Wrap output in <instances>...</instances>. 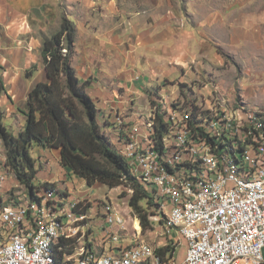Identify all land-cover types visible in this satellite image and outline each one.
I'll use <instances>...</instances> for the list:
<instances>
[{
  "label": "built area",
  "instance_id": "2783aa9c",
  "mask_svg": "<svg viewBox=\"0 0 264 264\" xmlns=\"http://www.w3.org/2000/svg\"><path fill=\"white\" fill-rule=\"evenodd\" d=\"M211 84L156 98L140 121H115L117 149L152 193L157 212L148 219L163 226L171 242L161 248L171 256L138 237L128 242L125 219L107 199L99 224L91 202L65 189L35 199L11 193L20 186L3 158L0 264H264V112L228 106ZM180 241L185 256L176 262Z\"/></svg>",
  "mask_w": 264,
  "mask_h": 264
},
{
  "label": "crops",
  "instance_id": "0c3cea01",
  "mask_svg": "<svg viewBox=\"0 0 264 264\" xmlns=\"http://www.w3.org/2000/svg\"><path fill=\"white\" fill-rule=\"evenodd\" d=\"M200 2L207 3L204 0L188 3L191 14L186 13L185 18L200 16L202 19L197 22V28L186 29L182 12L177 10V1L174 0L168 1L172 9L166 7L162 0H0V25L7 41L0 48V52L6 54L2 58L1 70L8 76L11 93L16 97L14 99L8 90L9 94H6L10 96V107L0 105V113L20 121V128L24 125V117L17 108H23L27 94L35 84L47 81L39 55L42 40L33 33L38 26L42 36L49 28H59L61 9L64 10L65 6L67 11L63 15L76 29L71 64L80 82L89 81L87 92L98 111V123L107 134L109 126L115 128L117 116H122L129 124L140 121V116L148 110L151 92L161 85V73L155 72V66L177 71V65L193 64L190 50L195 46L211 49L232 44L233 49L240 51L239 45L260 44L264 38V29L260 30L254 20L245 19L249 15L239 7L241 0H234L224 12L218 11L214 5L203 15L198 11ZM200 6L202 9L204 5ZM34 10L39 12L37 18L31 15ZM163 11L169 12L162 14ZM237 14L234 23L229 26L232 33L225 34L228 30L223 25L225 17ZM243 17L245 20L242 21ZM253 18H261L264 23V12L261 16L254 14ZM31 26H35V30ZM261 49L257 50L258 54ZM238 55L242 58L241 51ZM241 58H238L240 67L244 65ZM34 64L36 68L29 70ZM186 71H182L183 77L194 78V72L188 76ZM248 71L243 70L245 73L238 79V87L246 99L242 98L244 103L250 108L253 103L247 102V92H261L264 88L257 83L259 78L252 77ZM206 77L209 75L206 74ZM111 142L118 146L117 139ZM43 155L48 159L52 156L57 162L58 151L43 152ZM61 180L49 183H55L56 187L71 194V189ZM77 182L81 186L85 184L81 180ZM72 189L76 191L74 185Z\"/></svg>",
  "mask_w": 264,
  "mask_h": 264
},
{
  "label": "trees",
  "instance_id": "16d2710c",
  "mask_svg": "<svg viewBox=\"0 0 264 264\" xmlns=\"http://www.w3.org/2000/svg\"><path fill=\"white\" fill-rule=\"evenodd\" d=\"M75 34L74 24L63 16L59 29L42 39L39 55L47 81L35 84L23 108H17L24 117V125L14 134L0 119L5 165L14 176L15 184L35 199L36 192L56 189L55 183L43 181L35 185L34 182L44 164H50L43 152L58 151L59 168L71 179H79L90 188L95 184L109 190L120 186L129 188L132 192L128 206L142 230L151 229L148 216L153 212L148 208L156 209L152 193L131 175L125 158L98 123V111L87 92L89 81L80 82L71 65ZM63 48L66 54H62ZM17 190L14 187L11 193ZM67 194L66 191L63 195ZM168 251L171 256L169 247L156 252L163 257Z\"/></svg>",
  "mask_w": 264,
  "mask_h": 264
},
{
  "label": "rangeland",
  "instance_id": "374dc122",
  "mask_svg": "<svg viewBox=\"0 0 264 264\" xmlns=\"http://www.w3.org/2000/svg\"><path fill=\"white\" fill-rule=\"evenodd\" d=\"M151 2H154L156 0H149ZM165 2L166 7L171 8L170 4L168 1L170 0H162ZM177 1L176 6L177 10L182 12L183 18L185 20V27L186 29H190L191 27H196L197 28V22L200 21L202 18L200 16L193 18L192 17H186L185 14H191V11L188 8V3L191 1L189 0H174ZM207 3L200 2L198 11L200 14H204L206 11H208V8L212 7L215 5L217 7L218 11H225L228 10L234 3V0H204ZM192 2L197 3V0H192ZM204 5L203 8L201 9L200 5ZM212 4V5H211ZM24 7V6H22ZM239 7L244 11L245 14L252 16H245V19L247 21H255L257 24L256 26L259 27L260 30L264 29V23H262L261 18H253L254 14H261L264 12V0H241V3L239 4ZM167 8V9H168ZM166 9V10H167ZM256 10V11H254ZM67 11V8L64 6V10L61 9V16ZM252 11V12H251ZM263 11V12H262ZM35 12V13H33ZM32 12V16L34 18H37V15L39 14L38 11L34 10ZM169 12V11H163L162 14ZM238 16H231L230 17H225V21L223 25H226V28L228 29L225 31V34H231L232 30L231 27H229L231 24H233L234 18ZM257 16V15H256ZM244 17L242 18V21L245 20ZM35 23H37V19H34ZM39 20V19H38ZM245 23H248V22ZM199 23V22H198ZM37 25H40V22L38 21ZM61 25V21H60ZM59 25V27H60ZM234 27V26H233ZM232 27V28H233ZM35 30V26H31ZM39 28V26H38ZM33 33V36L35 37H41V40L45 37H49L51 34H53L57 29H52L49 28V31L47 32L46 35L40 34L41 32L38 30ZM6 37L3 32V28L0 25V48H3L6 44ZM196 44V43H195ZM254 45V46H253ZM233 45L231 44L230 46H222V47H213L211 49L207 48H200L199 46L193 47L190 52L193 55V64L189 66L185 65H177V71H169L168 67H158L155 66V69L157 73H161L160 80H161V85H160V93L163 97L166 96L168 101L175 100L179 97L180 93H183L185 90L190 89V88H196L199 89L203 86L204 83H207L210 81V83H213L214 86H217L219 88L220 94H221V99L227 101V105L232 107L236 106H241L246 109L250 110H260L264 112V90L261 92L258 91H253L250 90L247 92V102L248 103H253L251 104L250 108L248 105L244 103V97L240 94V90L238 87V79L244 75L243 70L249 69L248 72L251 73L252 77L259 78L257 83H259V86L264 88V38L260 40V44H254L248 45L247 43H243L242 45H239L240 51L242 52V58L238 55V49H233ZM261 49V53L258 54L257 50ZM74 49V47H73ZM40 50V49H39ZM75 50H73L72 57L74 55ZM6 54L3 52H0V105L5 106L7 108L10 107L9 102H10V96L8 95V90L10 94L12 95L13 92L11 93V84L8 76L3 73L1 70V63L3 62L2 58L6 57ZM217 55V56H216ZM237 56V57H236ZM238 58H241V62L244 63L242 67H240V61ZM238 64V65H237ZM72 65V64H71ZM33 66H36L35 64ZM33 66L29 69L31 70ZM73 67V66H72ZM191 67V68H190ZM188 73V76L194 72V78H189V77H183L182 71H185ZM208 74L209 77H205V75ZM192 76V75H191ZM202 76V77H201ZM201 78V79H199ZM163 79H168L171 81L164 82ZM147 81V78L145 79ZM144 81V80H143ZM3 84H5L3 86ZM26 85H28V82H26ZM152 85H155L154 82H152ZM211 84V87L213 86ZM17 90V89H15ZM18 91V90H17ZM6 92L8 94H6ZM180 92V93H179ZM252 93H256L252 95ZM252 95V96H251ZM12 97L16 99L15 95L13 94ZM177 97V98H176ZM244 100H243V99ZM1 111V108H0ZM0 119L2 120V124L11 132L16 134L19 129L20 121H17L14 117L10 116H3L2 113H0ZM110 126L107 128V137H110V140H115V133ZM106 133V130H105ZM113 144V143H112ZM5 158V149L0 143V159ZM50 164L45 165V168L40 171L38 174L37 179L35 180L34 184L39 185L40 182L43 181H61L64 182L65 185H67L71 189V196L73 197H79L81 199L87 198L91 203L88 202L87 207H92V215L96 218V222L99 224H105L104 220V212L103 210H100L101 208V202H103V199H107L110 201L114 207L117 209V211L120 213V215L125 219L126 223V230L124 233H127L128 235V242L129 240H134L136 237H138L140 240L144 241L151 247L158 249L163 246H167L170 244V240L165 234V231L163 230V226L161 224H158L155 221L152 222L151 229L143 231L138 218L136 217L135 214H133L132 210L128 206V198L130 193L129 188L120 186L117 188H114L112 190H109L106 186L100 185V184H95L93 187L90 188L87 187L85 184L81 186L80 183L77 182L76 178L71 179L70 176L66 175L63 173V171L59 168V165L56 162V159L52 156H49ZM13 184V178L10 180L9 178L6 179V188L10 189L13 187L11 186ZM73 185L76 187V191H73L72 187ZM82 188V189H80ZM20 191H15V195H21V191H23V187H19ZM69 193V192H68ZM9 195V194H8ZM143 204V203H142ZM145 207V205L143 206ZM148 210L152 213L157 212V209L153 208L151 209L150 207ZM152 213V214H153ZM151 215V214H150ZM136 222L138 223V228L135 226ZM114 232L116 235H122L120 234L119 230L117 231L114 228ZM174 238H176L173 235ZM124 241H122L123 243ZM181 242V241H180ZM97 243H99L97 241ZM124 244H126L124 242ZM128 244V243H127ZM121 246V242L118 244ZM114 250L118 249L119 247H109V250ZM185 243L183 244V241L181 242L180 245L177 246L176 251H175V259L179 262L185 255ZM100 251L99 253H101ZM75 252H73L74 254ZM264 254V253H263ZM77 257V253L76 256Z\"/></svg>",
  "mask_w": 264,
  "mask_h": 264
},
{
  "label": "clouds",
  "instance_id": "9594fccd",
  "mask_svg": "<svg viewBox=\"0 0 264 264\" xmlns=\"http://www.w3.org/2000/svg\"><path fill=\"white\" fill-rule=\"evenodd\" d=\"M63 17V16H62ZM61 17V18H62ZM65 18H66V16H64ZM67 19V18H66ZM68 20V19H67ZM69 21V20H68ZM71 22V21H70ZM75 26V25H74ZM62 54H66V49L65 48H63L62 49ZM152 94L149 96V106L152 104V103H154V100L156 99V98H160L162 95H161V93H160V88H155V90L154 91H152L151 92ZM153 101V102H152ZM148 111V110H147ZM116 127L114 128V133H115V139H117V137H116ZM109 139H110V137H109ZM111 141V140H110ZM117 144H118V142H117ZM118 147V146H117ZM56 188H58V187H56ZM66 190V189H65ZM68 192V191H67Z\"/></svg>",
  "mask_w": 264,
  "mask_h": 264
},
{
  "label": "bare ground",
  "instance_id": "6f19581e",
  "mask_svg": "<svg viewBox=\"0 0 264 264\" xmlns=\"http://www.w3.org/2000/svg\"><path fill=\"white\" fill-rule=\"evenodd\" d=\"M135 226L138 228V223L136 222Z\"/></svg>",
  "mask_w": 264,
  "mask_h": 264
}]
</instances>
